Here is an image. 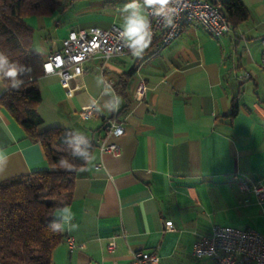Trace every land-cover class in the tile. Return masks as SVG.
<instances>
[{
  "label": "crops",
  "instance_id": "crops-1",
  "mask_svg": "<svg viewBox=\"0 0 264 264\" xmlns=\"http://www.w3.org/2000/svg\"><path fill=\"white\" fill-rule=\"evenodd\" d=\"M88 1L61 0L50 15L25 17L32 52L44 60L74 29L121 28L128 0L101 7ZM241 1L248 17L219 38L187 24L171 43L140 57L89 58L67 85L56 73L37 77L38 129L69 128L95 144L92 160L75 172L70 198H59L78 228L62 232L51 264H128L135 250L155 253L158 264H198L193 245L215 224L264 234V201L239 189L240 181L264 182V0ZM90 106L93 114L82 117ZM111 120L122 135L107 132ZM104 142H116L121 154L101 151ZM0 148L9 156L0 182L47 167L43 147L1 104Z\"/></svg>",
  "mask_w": 264,
  "mask_h": 264
},
{
  "label": "trees",
  "instance_id": "trees-1",
  "mask_svg": "<svg viewBox=\"0 0 264 264\" xmlns=\"http://www.w3.org/2000/svg\"><path fill=\"white\" fill-rule=\"evenodd\" d=\"M61 0H0V52L22 70L17 79L23 83L12 88L7 78L1 80L4 91L0 104L21 126L26 138L39 143L47 167L0 182V264H51L52 252L63 233L52 232L48 224L53 214L70 198L76 170L85 163L73 156L74 138H83L80 147L90 154L95 147L91 139L72 129L49 127L39 130L43 118L37 108L41 92L36 79L43 74L42 57L31 50L33 29L25 22L30 15H50ZM223 11L234 25L248 17L241 0H222ZM30 69V71H28ZM236 113L235 105L229 115ZM72 139L73 145L67 141ZM63 159L71 170L61 165ZM66 197L61 202L60 197Z\"/></svg>",
  "mask_w": 264,
  "mask_h": 264
},
{
  "label": "built area",
  "instance_id": "built-area-1",
  "mask_svg": "<svg viewBox=\"0 0 264 264\" xmlns=\"http://www.w3.org/2000/svg\"><path fill=\"white\" fill-rule=\"evenodd\" d=\"M176 26L166 28L160 19H152L153 39L149 48H161L171 43L181 32L183 26L196 23L201 25L208 34L215 38L230 33L233 24L223 11L222 0H174ZM121 28L111 25L108 28H79L68 32L62 39L60 51L51 53L43 62L44 73H56L62 84L67 83L83 72V63L93 56L103 60L115 58L121 54H131L120 39ZM261 65L264 66V37L261 39ZM249 76L244 72L240 77ZM145 90L141 81L136 87V96L140 98ZM69 93V92H68ZM82 117L93 114L92 107L80 112ZM109 134L120 136L124 129L120 123L111 120L107 129ZM100 150L113 156L121 154V148L116 142L102 143ZM239 189L252 191L258 201H264V182L249 184L239 182ZM68 248L76 246L74 239H67ZM114 247V242L108 244V249ZM192 257L198 264H264V234L251 229L215 224L210 232L195 241ZM159 257L152 252L135 250L128 264H158Z\"/></svg>",
  "mask_w": 264,
  "mask_h": 264
},
{
  "label": "clouds",
  "instance_id": "clouds-1",
  "mask_svg": "<svg viewBox=\"0 0 264 264\" xmlns=\"http://www.w3.org/2000/svg\"><path fill=\"white\" fill-rule=\"evenodd\" d=\"M174 0H128L120 10L123 20L119 33L120 39L129 52L140 57L152 43L153 25L152 19H160L166 28L176 26V12L173 7ZM22 69L15 63L10 62L9 57L0 52V80L7 78L12 88H19L23 83L17 79ZM30 71V69H28ZM118 101L113 105V110L118 107ZM73 145V140L67 141ZM86 143L83 138H74L73 156L82 157L85 162L92 160L93 155L80 145ZM9 163V156L3 148H0V173H3ZM61 165L71 170V165L61 159ZM56 219L52 220L48 227L54 233L71 232L78 228V225L71 224L74 214L68 206L59 208L53 214Z\"/></svg>",
  "mask_w": 264,
  "mask_h": 264
},
{
  "label": "rangeland",
  "instance_id": "rangeland-1",
  "mask_svg": "<svg viewBox=\"0 0 264 264\" xmlns=\"http://www.w3.org/2000/svg\"><path fill=\"white\" fill-rule=\"evenodd\" d=\"M88 2H89L88 4H91L94 7H97V6L101 7L102 5L104 6L106 4H109L110 1L109 0H90ZM62 197H64V196H62Z\"/></svg>",
  "mask_w": 264,
  "mask_h": 264
}]
</instances>
